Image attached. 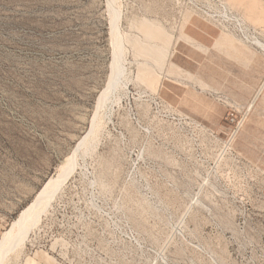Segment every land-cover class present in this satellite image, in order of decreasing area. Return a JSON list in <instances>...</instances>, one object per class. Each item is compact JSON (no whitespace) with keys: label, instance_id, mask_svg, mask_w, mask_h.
<instances>
[{"label":"rangeland","instance_id":"obj_1","mask_svg":"<svg viewBox=\"0 0 264 264\" xmlns=\"http://www.w3.org/2000/svg\"><path fill=\"white\" fill-rule=\"evenodd\" d=\"M67 159L8 264H264V0H0V242Z\"/></svg>","mask_w":264,"mask_h":264},{"label":"bare ground","instance_id":"obj_2","mask_svg":"<svg viewBox=\"0 0 264 264\" xmlns=\"http://www.w3.org/2000/svg\"><path fill=\"white\" fill-rule=\"evenodd\" d=\"M144 24L148 25V22H144ZM148 26H149V28H151L150 23ZM110 27H111V31L115 32L114 34L116 36L114 41H113L115 47H114L113 56H112L111 73L109 76L108 84L106 85V88L103 90L101 95L98 97L97 103H99L101 101L103 95L105 94V92H107L108 89L113 91L116 88L121 87L123 89V91L125 92L124 95H126V88L129 84L128 80H126L125 76H123L125 70L121 65L122 64L121 63L122 51H121L120 41L122 39L120 40V37L116 35L117 31H116L115 20H111ZM147 42H148V39L146 36L143 38L142 41L136 40L137 46L140 43L139 48L141 50L140 51L141 54L142 53L146 54L147 47L145 46L146 45L145 43H147ZM154 47L156 49V46H154ZM129 62L132 65L133 63H137V59L131 60ZM143 62H144V64L143 63H137V66H138L140 73L142 70H147L148 65L150 64V62L147 60H144ZM107 94H105V95H107ZM92 131H93V129H92ZM72 158H73V156H72ZM71 161H72L71 159H67V165L64 167L62 166V169L60 168L61 170L54 177H51L50 179H48L45 182V184L42 186V188L36 193L33 200L23 210H21V212L19 213L17 218L14 220L10 230L3 235L2 240L0 242V264H8V261H7L9 259L8 255L10 252H12L14 250V247H15L18 239L25 232L26 228L30 225V223L34 222V219H36V216H37L41 206L46 204L53 197V195L55 194V192L57 191L59 186L62 184V182H64V179L67 176V174L70 173L69 169H70V165L72 164ZM41 209H44V206Z\"/></svg>","mask_w":264,"mask_h":264},{"label":"crops","instance_id":"obj_3","mask_svg":"<svg viewBox=\"0 0 264 264\" xmlns=\"http://www.w3.org/2000/svg\"><path fill=\"white\" fill-rule=\"evenodd\" d=\"M199 30L201 33L197 39L195 38V40L198 41L200 53H204L206 56H213L217 54V52L221 53L223 50L233 49V38L217 28L213 29L212 26L202 24V27H200ZM256 57H258L256 52L250 47V65L255 62ZM254 81L255 77H250V95L254 87ZM252 101L253 99L250 98V102Z\"/></svg>","mask_w":264,"mask_h":264},{"label":"built area","instance_id":"obj_4","mask_svg":"<svg viewBox=\"0 0 264 264\" xmlns=\"http://www.w3.org/2000/svg\"><path fill=\"white\" fill-rule=\"evenodd\" d=\"M236 25L240 26L238 23ZM238 31L240 32V34H243V30L240 27H238ZM228 121L231 126L235 128V130H237L241 124L240 120L237 119V116H235L233 113L228 114Z\"/></svg>","mask_w":264,"mask_h":264}]
</instances>
